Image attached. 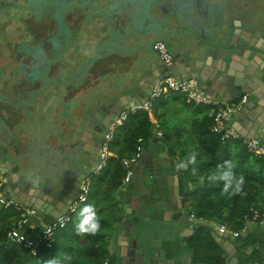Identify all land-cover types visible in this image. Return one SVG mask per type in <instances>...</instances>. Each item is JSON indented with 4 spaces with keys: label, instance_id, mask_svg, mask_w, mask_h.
<instances>
[{
    "label": "flooded vegetation",
    "instance_id": "1",
    "mask_svg": "<svg viewBox=\"0 0 264 264\" xmlns=\"http://www.w3.org/2000/svg\"><path fill=\"white\" fill-rule=\"evenodd\" d=\"M147 1L151 3L148 15L137 19L134 13L141 7L140 0H0V140L4 144L0 152H8L12 136L25 134L27 125L22 120L28 115L24 111L34 116L40 106L49 105L57 110L56 120H65L60 132L63 141L72 143L74 152L90 154L92 162L100 153L103 129L118 106L117 98L109 95L118 85L112 79L108 88L105 80L121 73L144 41L161 33L175 42L169 29L171 8L175 1L185 0ZM199 2L208 4L215 23L225 32L231 27L228 43L240 41L241 28L251 43L264 45V0H245L243 7L241 0ZM154 3L164 12L154 9ZM92 31L96 32L93 40ZM162 64L158 58L149 65L150 79L142 77V88L163 74ZM94 94L90 105L88 98ZM9 108L11 115L6 112ZM79 112L84 117L78 123ZM70 122L81 129L73 140L68 137L74 134Z\"/></svg>",
    "mask_w": 264,
    "mask_h": 264
},
{
    "label": "crops",
    "instance_id": "2",
    "mask_svg": "<svg viewBox=\"0 0 264 264\" xmlns=\"http://www.w3.org/2000/svg\"><path fill=\"white\" fill-rule=\"evenodd\" d=\"M243 6L245 5L241 4V7ZM230 29L231 27L223 39L214 41L210 46L213 51L212 55H208L210 62H215L217 51L227 45ZM94 37L96 38V32L92 31L90 38L93 40ZM198 37L201 36H194L193 39L197 41ZM158 38L168 42L174 59L187 56V50L178 42H171L169 37L166 38L161 33L155 39ZM155 39L138 45L137 55L152 58L157 56L151 48V43ZM231 42L235 43V40ZM255 63L262 67L264 61L256 57ZM110 82H113L112 78L105 80V85L108 86ZM201 92L210 95L205 91ZM261 94L262 97L245 94L244 99L242 97L227 102L224 101L223 94L212 97L229 108L223 121L234 127L241 137L258 134L264 138V92ZM249 98L251 100L248 105L252 103V106L246 105ZM125 101L127 102V99ZM240 108H243L244 112H241ZM253 112L255 115L249 117L248 114ZM56 113L57 110L49 105L40 106L35 123L27 127L25 134H17L18 136L8 139L10 147L7 154L15 158V162L19 164V175L25 174L32 180H40L45 188L50 184L58 186L70 183L80 171L73 159L72 143L65 142L60 137L65 120L63 118L56 120L54 117ZM151 117L156 121L153 113ZM74 135L70 134L69 140H73ZM145 139L141 156L134 163L132 176L128 181L122 178L121 184L114 191L122 211L121 217L113 222L112 229L105 237V246L115 255V264H148V258L152 256L162 258L157 259L158 263L183 264L188 260L186 252L190 254L188 262L190 264L191 252L186 246V237L192 233L195 223L192 218L195 216L185 212L180 207L179 200L194 183L179 174L176 169L180 162L178 153L172 150L167 140L163 141L162 137L158 138L155 135L153 125L150 136ZM7 171L14 172L8 165L0 163V172L7 175ZM37 198L39 196H36ZM52 217V214L36 207V211L26 215L18 227L28 237L35 238ZM212 224L214 232L218 231L217 223ZM220 237L228 248L226 249L220 242L226 264H264V224L246 219L238 235L231 236L228 233V236ZM233 252L235 253L231 254Z\"/></svg>",
    "mask_w": 264,
    "mask_h": 264
},
{
    "label": "trees",
    "instance_id": "3",
    "mask_svg": "<svg viewBox=\"0 0 264 264\" xmlns=\"http://www.w3.org/2000/svg\"><path fill=\"white\" fill-rule=\"evenodd\" d=\"M167 100L177 101L189 111L191 132L199 146L197 175L191 174L192 165L188 171H178L194 183L181 195L180 207L196 218L206 220L195 222L192 233L186 237V246L191 252L190 264H226L222 244L213 234L212 222L225 223L228 228L238 230L246 219H250L252 209L264 214V156L247 150L241 136L222 139L220 133L211 130L214 120L209 113V104L196 103L182 92L171 91L155 98L152 109ZM152 125L148 112L136 109L115 128L108 142L112 154L106 164L93 173L86 200L69 212L68 222L55 230L50 246L39 243L32 252L22 243L9 242L8 231L24 216L15 206H0V264H47L55 258L58 264H102L106 259L115 264L116 257L106 248L105 237L113 222L121 217L122 207L114 195L125 173L121 160L133 154L139 137L150 136ZM226 161H231L235 172L245 177L246 195H221L222 184L208 182L207 176ZM86 204L95 205L101 216L102 231L97 236L76 235L77 216ZM65 254L71 255L70 261L65 260Z\"/></svg>",
    "mask_w": 264,
    "mask_h": 264
},
{
    "label": "water",
    "instance_id": "4",
    "mask_svg": "<svg viewBox=\"0 0 264 264\" xmlns=\"http://www.w3.org/2000/svg\"><path fill=\"white\" fill-rule=\"evenodd\" d=\"M140 1L141 7L137 8L134 13L137 19L146 17L151 5L147 0ZM153 6L154 9L158 8L159 12H164L160 4L154 3ZM210 10L208 4L206 5L204 2H199V0L197 2H194V0L175 1L173 3L170 13L172 25L169 29L173 33L174 41L178 42L187 50V56L174 59L170 64H162L164 70L163 74L172 75L178 79L195 77L197 86L201 91H205L211 96L223 94L225 102L242 98L245 94L262 97L261 93L264 92V70L262 68H264V64L261 67L255 62L256 57L264 61V48L260 44L251 43L250 39L245 37V29L241 30L240 28L239 30V42H229L226 46H222V48L217 51V54H215L217 58L216 61H209L208 55H212L213 53L210 46L213 45L212 43H214V41H220L226 33L223 28L219 27V23H215V15L210 12ZM207 26H211L212 28H207ZM207 29L211 30L206 35L204 32H206L205 30ZM199 31L202 32L199 33ZM198 35L201 37H198L199 39L195 41L193 37ZM253 36L258 37L260 34H253ZM158 58L154 56V58H152L153 60H151V57L147 55L146 57H138L137 51L135 50L133 60L127 64L122 71L120 70L122 74L119 73L112 76V79L116 81L118 86L112 90L110 89L109 95L113 97L115 96L114 93H116L117 99L115 98V102L118 106L112 111V115L109 117L103 129V136L108 124L122 109L148 98L152 83H154L156 78H153L152 83L145 88H142L140 81L144 77H147L148 80L150 79V74L148 72L152 70V67L149 68V65H155ZM254 64H256V67H254ZM95 96L96 94L91 95L87 103L91 105ZM126 99L127 102L125 101ZM250 100V98L249 102L246 100L247 106H252V103L248 105ZM12 107L13 110L17 111L15 104H13ZM240 111L244 112V109L240 108ZM6 112L9 115L13 113L11 108L7 109ZM28 112L29 111H24V114L28 116L26 119L24 118L22 120V122L26 123L27 127L35 123L37 117V114L32 116L33 114ZM253 115H255L254 112L248 114L249 117H253ZM83 117L84 112H79L78 123ZM16 123L18 122L15 121L14 124ZM70 125L73 127L72 132L74 134L79 135L81 133L79 127L76 128L72 126L71 122ZM15 132L18 133L17 128ZM250 136L259 137L258 134ZM2 145L4 144L1 139L0 146ZM73 154V159L77 163L76 166L83 168V172L75 176L73 182L58 186L50 184L48 188H45L44 183L40 180H32L31 177L25 174L19 175V164L15 162V158L7 154L6 150L0 152V163L8 165L14 171L13 173L7 171L8 180L6 183V191L26 205L35 206L53 216L66 212L69 203L78 194L81 183L86 177H91L93 175L94 168L99 161V154L93 156L92 162L88 160V157H91V155L86 154L82 150L74 152ZM12 166L14 168H12ZM4 172H6V170H4ZM36 196H39V198L36 199ZM25 199L27 201H25ZM192 219L194 222H206L205 219L201 218ZM213 234L216 240L222 244H224V242L220 236H228V232L218 233V231H215ZM224 246L226 247V244H224ZM226 249L228 248L226 247ZM228 252H230V250ZM234 253L235 252L231 254ZM185 255L188 260L183 264H188L190 254L186 252ZM157 259L162 260V258L158 257H149L148 264H162L158 263ZM229 260L230 257L227 258L228 262Z\"/></svg>",
    "mask_w": 264,
    "mask_h": 264
},
{
    "label": "built area",
    "instance_id": "5",
    "mask_svg": "<svg viewBox=\"0 0 264 264\" xmlns=\"http://www.w3.org/2000/svg\"><path fill=\"white\" fill-rule=\"evenodd\" d=\"M151 48L155 52V54L164 62V64H170L173 61L174 55L169 47L168 42L165 39L158 38L153 40L151 43ZM171 91L182 92L196 103L201 102L209 104V113L214 120L210 128L211 130L220 133L222 139L227 137L240 136L234 127L227 125L223 121V117L227 114L229 108L221 105L218 99L201 92L198 89L197 80L195 77L178 79L172 75L162 74L154 81L147 99L140 100L137 103H133L129 107L122 109L108 124L107 129L104 131V141L99 153V161L94 168V172H98L106 164L108 156L112 154V151L108 148V142L112 138L115 128L123 123V121L127 118L129 112L135 111L136 109H144L145 111H147L152 121L155 135L158 138L162 137V129L159 123L151 117L152 102L158 96L167 95ZM145 140V138L139 137L133 154L130 157H125L121 160L122 165L125 168V173L123 176L124 181H128L132 176L134 172V163L141 156V153L144 149ZM243 141L247 150L253 152L254 154L264 156V138L252 136L243 138ZM7 180L8 176L0 172V206H15L16 208L21 209L24 216L18 221V224L15 227L8 231V241L22 243L32 252L36 250L39 243H43L46 246H50L53 243L55 230L64 226L68 222L70 218L69 212L74 210L80 203L85 201L89 192V178L87 177L81 183L76 197L69 203L68 210L66 212H62L57 216H53L43 227L40 234L35 238H31L28 237V235H26L24 232H22L18 226L19 222L22 221L26 217V215L34 213L36 211V207L28 206L22 201L8 194V192L6 191ZM190 215L194 216L193 213H190ZM250 219L264 224V214L260 213V211H258L257 209H252ZM217 227V230L220 233L228 232L231 236L238 235L240 230L230 229L226 226L225 223H217ZM102 264L111 263L106 259Z\"/></svg>",
    "mask_w": 264,
    "mask_h": 264
},
{
    "label": "clouds",
    "instance_id": "6",
    "mask_svg": "<svg viewBox=\"0 0 264 264\" xmlns=\"http://www.w3.org/2000/svg\"><path fill=\"white\" fill-rule=\"evenodd\" d=\"M199 153L191 151L186 160L179 162L176 165L177 171H188L189 165H192L191 174L197 175L199 169L197 167V157ZM203 179V178H202ZM209 183L222 184L221 195L235 196L246 195L244 192L245 177L242 174H237L231 161H226L216 166V171L207 176ZM78 222L75 225L77 236H97L101 233V216L97 212L96 206L86 204L78 213ZM70 254H65V260H71ZM47 264H58L57 259H51Z\"/></svg>",
    "mask_w": 264,
    "mask_h": 264
},
{
    "label": "rangeland",
    "instance_id": "7",
    "mask_svg": "<svg viewBox=\"0 0 264 264\" xmlns=\"http://www.w3.org/2000/svg\"><path fill=\"white\" fill-rule=\"evenodd\" d=\"M241 1L243 5L245 0ZM154 106L152 111L163 131L162 140H167L168 145H172V150L178 153L179 161L186 160L191 151L198 152L199 146L191 132L192 117L189 111L181 103L173 100Z\"/></svg>",
    "mask_w": 264,
    "mask_h": 264
}]
</instances>
